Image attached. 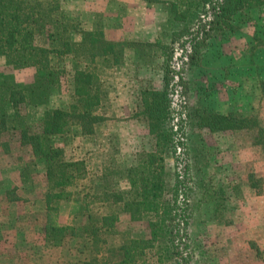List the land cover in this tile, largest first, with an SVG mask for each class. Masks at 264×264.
Wrapping results in <instances>:
<instances>
[{"label": "trees", "instance_id": "16d2710c", "mask_svg": "<svg viewBox=\"0 0 264 264\" xmlns=\"http://www.w3.org/2000/svg\"><path fill=\"white\" fill-rule=\"evenodd\" d=\"M165 5L169 30L154 43L141 45L143 56L164 58V88L141 91L155 150L138 153L134 163L124 168L116 157L119 140L110 135L102 178L93 181L86 160H69L62 144L68 138L98 136L99 128L111 119L103 113L109 95L104 72L124 64L130 44L109 39L98 25L85 31L80 21L64 13L60 0H0V56L15 70L35 72L34 82L28 85L0 74V149L12 155L19 150L33 158L20 173L25 185L33 184L38 165H44L47 190L41 201L46 244L58 248L77 243L84 254L82 264L191 261L189 244L183 242L176 222L182 210L188 211V204L181 207V199L188 197L190 187L177 171V163L182 158L190 160L199 149L192 144L177 154L183 129L175 131L170 126L175 112L169 90L177 74L170 66L171 58L176 43L182 41L190 44L189 60L200 63L212 38L236 33L254 9L264 7V0H171ZM68 76L72 85L68 106L49 109L41 122H33L31 110L49 105L53 91L62 89ZM260 93L264 97V81ZM200 125L211 132L242 133L264 157V124L259 115L211 114ZM250 181L253 189L260 190L262 179L251 175ZM16 192L14 188L10 201L20 200ZM73 201L79 204L78 214L71 223L61 224L62 206ZM123 215L145 223L149 238L136 239L122 231ZM84 216L87 222L78 225L76 220Z\"/></svg>", "mask_w": 264, "mask_h": 264}, {"label": "rangeland", "instance_id": "374dc122", "mask_svg": "<svg viewBox=\"0 0 264 264\" xmlns=\"http://www.w3.org/2000/svg\"><path fill=\"white\" fill-rule=\"evenodd\" d=\"M131 1L136 5L128 11L129 0H60L64 13L80 21L85 31L98 25L109 39L130 44L124 64L104 72L109 95L103 113L111 119L99 128L98 136L68 138L62 144L69 160H86L93 181L102 178L108 136L115 134L119 140L116 157L124 168L134 163L138 153L153 152L156 147L143 114L141 91L164 88V58L143 56L141 45L154 43L169 30L165 2L171 0ZM209 42L200 63L189 60L190 44L182 41L176 43L170 62L177 73L169 90L175 112L170 126L175 131L183 129L177 154L192 144L199 149L190 160L182 158L177 163V171L187 179L190 190L188 197L181 199V207L189 205L188 211L182 210L176 222L183 242L189 244L190 264H264V157L242 133L200 127V121L211 114L255 113L264 124V97L260 93L264 81V7L254 9L236 33ZM68 66L71 68V63ZM0 74L26 85L34 82L35 76L33 69H13L3 56ZM71 90L68 76L62 89L53 91L49 105L31 110V120L41 122L47 110L68 106ZM32 159L19 150L12 155L0 149V264H82L84 254L77 243L58 248L46 244L41 201L47 190L45 167L38 165L31 185H25L20 176ZM251 175L262 179L260 190L252 188ZM14 188L20 199L16 202L10 201ZM209 192L213 194L209 196ZM78 208L77 201L64 203L61 224L71 223ZM76 222L84 225L87 218ZM119 228L136 239L150 236L145 223L132 221L128 215L121 217Z\"/></svg>", "mask_w": 264, "mask_h": 264}, {"label": "crops", "instance_id": "0c3cea01", "mask_svg": "<svg viewBox=\"0 0 264 264\" xmlns=\"http://www.w3.org/2000/svg\"><path fill=\"white\" fill-rule=\"evenodd\" d=\"M136 2H139V0H136ZM136 4L134 3V1L129 0V8L128 11L132 10L133 6H135Z\"/></svg>", "mask_w": 264, "mask_h": 264}]
</instances>
